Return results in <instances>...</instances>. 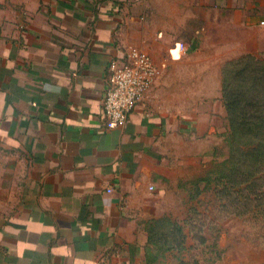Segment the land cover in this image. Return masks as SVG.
<instances>
[{"label": "crops", "instance_id": "0c3cea01", "mask_svg": "<svg viewBox=\"0 0 264 264\" xmlns=\"http://www.w3.org/2000/svg\"><path fill=\"white\" fill-rule=\"evenodd\" d=\"M34 6L0 25V264H130L134 252L145 263L135 214L147 220L142 201L162 190L164 142L183 112L195 118L214 98L198 92L205 105L187 113L182 102L196 93L181 95L175 71L207 69L215 46L227 48L216 62L264 50V0ZM132 49L153 58L158 76L108 127V63ZM157 81L166 95H155Z\"/></svg>", "mask_w": 264, "mask_h": 264}, {"label": "rangeland", "instance_id": "374dc122", "mask_svg": "<svg viewBox=\"0 0 264 264\" xmlns=\"http://www.w3.org/2000/svg\"><path fill=\"white\" fill-rule=\"evenodd\" d=\"M35 1L0 0V25L12 22L19 13L29 15L35 7ZM225 49L219 46L212 48L215 50V62L207 69H200L197 63L189 62L179 66L175 71L179 81L177 88L183 91L181 95L189 91L196 93L192 95L196 99L192 100V103L188 100L182 102L187 113L191 112L190 107L205 105L204 100L201 101L200 96H197L198 92L203 95L205 90L208 93L212 91L214 98L208 103L206 111L199 108L195 118H189L183 112L179 120L180 126H176L175 132L173 134L171 132L164 142L165 179L162 190L157 193L158 195L151 192L142 201L138 212L142 211L145 215H149L148 219L161 214L171 215L183 223L187 238L183 249L167 252L163 259L150 264H264L263 212L253 208L242 216L229 213L227 207L223 206L224 202L228 204L227 200H220L216 194L220 187L211 180L206 190L195 199L188 198L190 181L205 174L210 179L214 177L217 163L228 154V147L225 144L228 119L224 104L217 97L221 93L222 67L226 61L233 59L216 62L217 55L222 54ZM254 55L264 59V50ZM218 65L221 67L220 71ZM156 75L158 76V73ZM187 82L189 84H186ZM157 85L158 81L154 87L155 95H159L157 88L160 93L168 92ZM192 207H197L202 212L201 218L204 221L202 234L206 241L201 244L192 238L197 233V230L192 228L195 218L192 224L185 222L193 216V211L190 210ZM142 215L136 213L135 218L137 224L144 228L148 219L145 220ZM132 255L130 264H146L141 254L134 252Z\"/></svg>", "mask_w": 264, "mask_h": 264}, {"label": "trees", "instance_id": "16d2710c", "mask_svg": "<svg viewBox=\"0 0 264 264\" xmlns=\"http://www.w3.org/2000/svg\"><path fill=\"white\" fill-rule=\"evenodd\" d=\"M221 75L222 102L228 119V154L217 163L214 177L210 179L205 174L190 181L188 198L195 199L211 180L220 187L216 194L220 200H227L228 204L224 202L223 206L229 213L242 216L253 208L264 213V59L243 54L226 61ZM190 210L193 216L185 222L192 224L195 218L192 228L197 233L192 238L198 244L204 243L202 212L197 207ZM145 223L146 264L184 248L187 233L179 220L161 214Z\"/></svg>", "mask_w": 264, "mask_h": 264}, {"label": "built area", "instance_id": "2783aa9c", "mask_svg": "<svg viewBox=\"0 0 264 264\" xmlns=\"http://www.w3.org/2000/svg\"><path fill=\"white\" fill-rule=\"evenodd\" d=\"M157 73V64L146 52L132 49L108 63L103 95L105 124H122L136 107Z\"/></svg>", "mask_w": 264, "mask_h": 264}]
</instances>
